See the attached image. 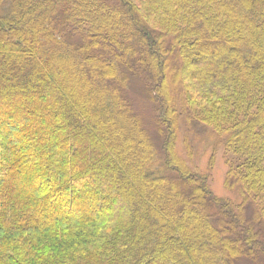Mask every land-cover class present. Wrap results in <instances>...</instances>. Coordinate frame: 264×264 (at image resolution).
Wrapping results in <instances>:
<instances>
[{
    "label": "trees",
    "instance_id": "trees-1",
    "mask_svg": "<svg viewBox=\"0 0 264 264\" xmlns=\"http://www.w3.org/2000/svg\"><path fill=\"white\" fill-rule=\"evenodd\" d=\"M0 264H264V0H0Z\"/></svg>",
    "mask_w": 264,
    "mask_h": 264
},
{
    "label": "rangeland",
    "instance_id": "rangeland-1",
    "mask_svg": "<svg viewBox=\"0 0 264 264\" xmlns=\"http://www.w3.org/2000/svg\"><path fill=\"white\" fill-rule=\"evenodd\" d=\"M126 29L127 27L124 26L119 27V31H124ZM75 61L76 59L71 56L69 60L65 63H61L59 66L63 69L65 74H70L71 76L69 70L72 68ZM62 81L63 80L59 83L65 87L69 83H67V81ZM74 95L85 97L89 103L90 101L95 103L92 93H87V90H84L81 86L74 89ZM151 106L152 105L145 100L138 101V104L135 105V111L141 116V118L142 115L147 113L145 117L146 119H143L145 124L151 122V115L154 116L153 112L155 111H153ZM187 130L186 123H182L177 130L176 152L178 156L187 163L193 173L208 175V187L214 196L231 201L234 204L240 202V197L234 191L229 190L226 187V178L231 167V155L227 154L222 148L214 154V141L211 139L210 134H208L203 128L197 127L190 133ZM152 132L156 134L155 129H153ZM189 142L191 145L188 144ZM189 146L191 147L189 148ZM42 185L43 183L39 186L42 187ZM252 216L253 210H249L248 217L252 218Z\"/></svg>",
    "mask_w": 264,
    "mask_h": 264
}]
</instances>
